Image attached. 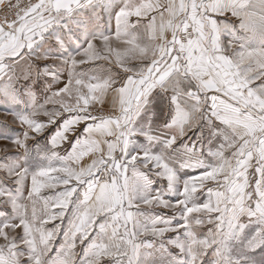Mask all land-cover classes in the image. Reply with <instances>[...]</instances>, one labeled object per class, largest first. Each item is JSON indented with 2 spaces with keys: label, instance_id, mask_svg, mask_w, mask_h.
<instances>
[{
  "label": "snow or ice",
  "instance_id": "snow-or-ice-1",
  "mask_svg": "<svg viewBox=\"0 0 264 264\" xmlns=\"http://www.w3.org/2000/svg\"><path fill=\"white\" fill-rule=\"evenodd\" d=\"M0 110V264H264V0H0Z\"/></svg>",
  "mask_w": 264,
  "mask_h": 264
},
{
  "label": "rangeland",
  "instance_id": "rangeland-1",
  "mask_svg": "<svg viewBox=\"0 0 264 264\" xmlns=\"http://www.w3.org/2000/svg\"><path fill=\"white\" fill-rule=\"evenodd\" d=\"M62 79H65V80H66V76H65V77H62ZM34 91H36V90L34 89ZM41 91H42V89H41ZM37 95H39V92H37ZM0 111H2V110H0ZM2 118H3V117L0 116V119H2ZM41 118L46 119V117H41ZM2 127H3V125H0V128H2ZM9 127L16 128V127H18V125H13V124H11V122H10V120H9ZM52 223H55V222H52Z\"/></svg>",
  "mask_w": 264,
  "mask_h": 264
},
{
  "label": "crops",
  "instance_id": "crops-1",
  "mask_svg": "<svg viewBox=\"0 0 264 264\" xmlns=\"http://www.w3.org/2000/svg\"><path fill=\"white\" fill-rule=\"evenodd\" d=\"M66 76V75H65ZM62 147V146H61Z\"/></svg>",
  "mask_w": 264,
  "mask_h": 264
}]
</instances>
